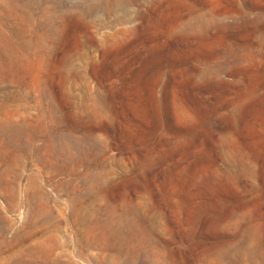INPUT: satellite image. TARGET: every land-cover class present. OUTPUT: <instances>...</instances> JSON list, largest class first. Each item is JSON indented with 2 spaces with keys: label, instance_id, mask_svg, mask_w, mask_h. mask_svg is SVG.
Returning <instances> with one entry per match:
<instances>
[{
  "label": "rangeland",
  "instance_id": "1",
  "mask_svg": "<svg viewBox=\"0 0 264 264\" xmlns=\"http://www.w3.org/2000/svg\"><path fill=\"white\" fill-rule=\"evenodd\" d=\"M0 264H264V0H0Z\"/></svg>",
  "mask_w": 264,
  "mask_h": 264
},
{
  "label": "bare ground",
  "instance_id": "2",
  "mask_svg": "<svg viewBox=\"0 0 264 264\" xmlns=\"http://www.w3.org/2000/svg\"><path fill=\"white\" fill-rule=\"evenodd\" d=\"M117 4H118V2H117ZM201 15V14H200ZM200 15H196V16H192L193 18H192V21H193V23L195 24V23H198V25L199 24H201V23H204V21H205V18L203 17V16H200ZM207 16V15H206ZM207 21V20H206ZM210 21V20H209ZM188 22H189V20H188ZM207 23H209L208 21H207ZM186 25H189L190 26V24H186ZM197 25V24H196ZM188 26V27H189ZM195 26V25H194ZM199 27V26H198ZM194 28V27H193ZM186 29V28H185ZM188 29V28H187ZM100 180V179H99ZM85 185V187H87V185L86 184H84ZM83 185V186H84ZM90 185H92V184H90ZM100 186V185H99ZM99 188V187H98ZM77 189V188H76ZM100 189V188H99ZM83 191V190H82ZM85 191V190H84ZM93 190H92V188H91V186L87 189V192H88V195H90V193L92 192ZM81 192V191H80ZM71 193V192H70ZM86 194V193H85ZM92 194V193H91ZM92 195H90V197H91ZM88 197V196H87ZM79 198V197H78ZM77 198V199H78ZM85 198V197H84ZM82 199V198H81ZM87 198H85V200H86ZM97 199V198H96ZM46 201V200H45ZM77 203V202H76ZM89 214V213H88ZM85 216H87V215H85ZM98 216V215H97Z\"/></svg>",
  "mask_w": 264,
  "mask_h": 264
}]
</instances>
